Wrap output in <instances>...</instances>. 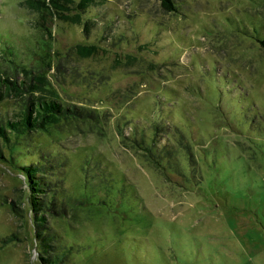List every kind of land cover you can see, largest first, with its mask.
<instances>
[{
	"label": "rangeland",
	"instance_id": "obj_1",
	"mask_svg": "<svg viewBox=\"0 0 264 264\" xmlns=\"http://www.w3.org/2000/svg\"><path fill=\"white\" fill-rule=\"evenodd\" d=\"M22 1L0 0V67L25 82L0 122L36 96L73 112L0 136V264H42L37 161L59 264H264V0H100L78 22Z\"/></svg>",
	"mask_w": 264,
	"mask_h": 264
},
{
	"label": "trees",
	"instance_id": "obj_2",
	"mask_svg": "<svg viewBox=\"0 0 264 264\" xmlns=\"http://www.w3.org/2000/svg\"><path fill=\"white\" fill-rule=\"evenodd\" d=\"M100 0H23L21 3L28 9L29 13L41 12L42 14L52 13L63 19L81 21L82 14L87 9ZM163 8L167 11H176L178 4L175 0H159ZM76 10L74 14H70ZM87 30L88 27H85ZM259 43L264 48V38L259 39ZM93 45L80 46L81 52L89 53ZM9 70L0 67V101L9 97L12 93H22L25 89V82L13 77ZM40 79V78H39ZM75 110V109H74ZM76 111V110H75ZM73 112L72 109L62 106L54 98L36 96L31 98L26 106L19 112L20 118L6 119L0 122V136L7 139V128L10 132L21 133L23 131L32 132L43 123H53L60 117ZM46 118V119H44ZM2 150V149H1ZM0 150V158L3 154ZM45 164L40 161L30 162L22 165V176L28 186V201L30 204L31 218L35 225V235L38 240V248L41 251L42 264H59L61 256L56 253L53 247L51 235L47 232V213L51 211L55 204L49 196V182L46 180ZM55 209V208H54Z\"/></svg>",
	"mask_w": 264,
	"mask_h": 264
}]
</instances>
